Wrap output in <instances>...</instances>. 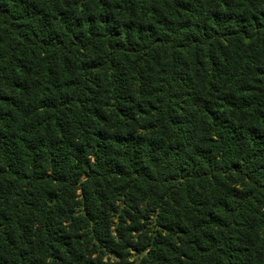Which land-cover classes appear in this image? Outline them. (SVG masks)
Here are the masks:
<instances>
[{
  "label": "trees",
  "instance_id": "16d2710c",
  "mask_svg": "<svg viewBox=\"0 0 264 264\" xmlns=\"http://www.w3.org/2000/svg\"><path fill=\"white\" fill-rule=\"evenodd\" d=\"M0 264H264V0H0Z\"/></svg>",
  "mask_w": 264,
  "mask_h": 264
}]
</instances>
